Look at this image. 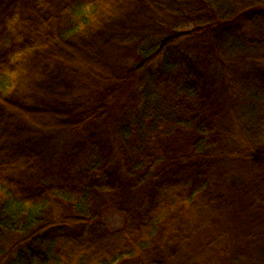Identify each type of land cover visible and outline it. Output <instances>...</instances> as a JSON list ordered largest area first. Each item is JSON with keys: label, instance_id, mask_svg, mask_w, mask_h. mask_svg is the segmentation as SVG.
I'll return each instance as SVG.
<instances>
[{"label": "trees", "instance_id": "1", "mask_svg": "<svg viewBox=\"0 0 264 264\" xmlns=\"http://www.w3.org/2000/svg\"><path fill=\"white\" fill-rule=\"evenodd\" d=\"M0 264H264V0H0Z\"/></svg>", "mask_w": 264, "mask_h": 264}, {"label": "rangeland", "instance_id": "2", "mask_svg": "<svg viewBox=\"0 0 264 264\" xmlns=\"http://www.w3.org/2000/svg\"><path fill=\"white\" fill-rule=\"evenodd\" d=\"M102 218L111 229L120 228L124 223L123 216L110 209L103 213Z\"/></svg>", "mask_w": 264, "mask_h": 264}]
</instances>
